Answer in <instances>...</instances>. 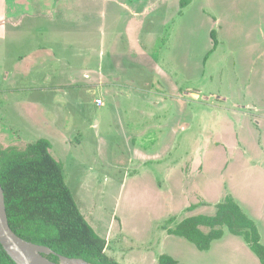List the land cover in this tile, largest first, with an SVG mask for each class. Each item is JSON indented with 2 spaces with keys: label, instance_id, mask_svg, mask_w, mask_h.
Instances as JSON below:
<instances>
[{
  "label": "rangeland",
  "instance_id": "obj_1",
  "mask_svg": "<svg viewBox=\"0 0 264 264\" xmlns=\"http://www.w3.org/2000/svg\"><path fill=\"white\" fill-rule=\"evenodd\" d=\"M180 2L0 0V143H51L89 223L103 231L124 223L126 240L115 249L128 255L116 264H148L140 251L153 247L175 253L179 264H255L223 240L200 252L169 236L179 207L156 191L165 166L178 161L191 167L198 159L207 166L203 176L214 178L229 163L237 176L243 156L230 152L237 134L240 150H250L244 161H261L251 160V171H264L256 150L264 153V0H190L183 10ZM30 67L32 77L21 73ZM131 142L143 153L133 164ZM249 178L241 204L256 212L264 184L258 174ZM149 260L157 264L155 255Z\"/></svg>",
  "mask_w": 264,
  "mask_h": 264
},
{
  "label": "trees",
  "instance_id": "obj_2",
  "mask_svg": "<svg viewBox=\"0 0 264 264\" xmlns=\"http://www.w3.org/2000/svg\"><path fill=\"white\" fill-rule=\"evenodd\" d=\"M190 0H181L185 9ZM181 14V13H180ZM211 37L217 46V32ZM46 139L28 144L24 149L0 143V184L4 191L11 229L22 239L49 248L47 258L81 259L89 264H116L106 254L107 241L99 236L82 214L65 182L63 165L51 153ZM214 216H196L180 222L168 234L183 238L200 252L211 249L221 240L224 229L242 237L264 264V245L255 222L240 208L232 196L217 206ZM207 229V231H203ZM0 264H16L0 243ZM158 264H179L169 255H161Z\"/></svg>",
  "mask_w": 264,
  "mask_h": 264
},
{
  "label": "crops",
  "instance_id": "obj_3",
  "mask_svg": "<svg viewBox=\"0 0 264 264\" xmlns=\"http://www.w3.org/2000/svg\"><path fill=\"white\" fill-rule=\"evenodd\" d=\"M31 62H32V60L29 59V62L26 64V66H29V64ZM47 62H49V60ZM18 65H19V63H18ZM159 69H160V72H162L170 80L171 76L168 73L164 72L160 67H159ZM34 72H35V69H32L30 67L26 70L23 69L21 73H23V75H27L28 77L29 76L32 77V74H34ZM45 72H47V71L45 70ZM10 77H12V75H10ZM45 78H47L48 81H50L52 79V76L50 75L49 71L47 72ZM5 79L6 80L10 79L8 74L5 76ZM31 81L34 84H37V82H38L37 79H33ZM176 86L177 85L175 83H172V87L174 88L175 91L178 92V88ZM27 89H30V87H28ZM174 94H172V95H174ZM194 94H196V93H194ZM139 98L144 100L146 103H156L158 107L162 106V101L158 100L157 99L158 97L151 98V97H147L146 95H140ZM171 98H173V97H171ZM221 100H227V99H226V97H222ZM183 101L184 100L179 101V103L182 104ZM26 103L29 104L30 102L26 101ZM104 105H105L104 102H102V106H104ZM256 111H257V108H256ZM137 113H141L142 117L152 116L151 112L137 111ZM182 130H185V126H182ZM236 136L237 137H236L235 142L237 141V143H234L233 146L231 147V150H230L231 157H232V159L235 158V159L239 160L238 159L239 155L237 153H240V155L243 156V159L239 160V161H241V166H239V169H238L239 174L237 176L228 174L229 163H227L223 167V169L220 172L219 178L217 176H215V178H214V176H212V177L211 176H208V177L203 176L204 169H207V166L204 167V165L201 164L200 160H198V159L197 160L193 159L190 162L191 167L183 166V163H180V161H178L174 165L165 166V172L167 174L163 177L164 186L157 188L156 192L158 193V196L160 198H163V199L169 200V201H175V204H178V207H179L178 211L176 210L178 213L174 210H172L170 212L171 214L169 216H171L174 212L177 213L178 215L169 217L168 223H167V225L169 227L167 228V232L169 229L175 228L180 222L184 221L187 218L196 217V216H209V217L214 216L217 213L216 206L219 203H221L227 196L230 195L234 198V200L241 207V209L244 211V213L250 219H252L255 222V224L257 225V227L259 229L260 235H261V242L264 245V226H263L264 225V202L259 206V208H258V210H256V212L246 211L244 209L243 205L241 204V200H245V195L243 194V190H247V192L252 190V189H250L249 184H245L246 182H251L249 177L252 175V173H255V175L258 174L260 180L262 181L261 183L264 184V171L260 166H257L256 168H259V169H255L254 172L251 171L252 167L249 165H251L250 163H251L252 158L248 159L247 162L244 161L245 159L248 158L247 152H249L250 150L248 151L246 149V150H244V152H242L239 148L240 144L238 143V141H239L238 134ZM131 140L133 141V139H131ZM137 147H138V144H136L135 142H131V144H130V148L132 151L131 164L134 163V158H133L134 156H136V159H137L138 155L140 154L139 156H142L141 158L143 159V153L138 152ZM256 150L258 153L261 154V156H264V153H262L263 151L260 148L257 149V147H256ZM159 152L164 153V151H162V150H160ZM51 153H52V150H51ZM168 155L171 157L170 153ZM164 158H166V157H164ZM166 161H168V160L167 159H160L157 162L164 164V163H166ZM252 161H256L258 163H261V161L257 160V159H253ZM244 173L247 175L246 178H244V177L242 178V175ZM173 174H174V176H173ZM171 175L173 177H175L174 178L175 184L173 185V187H170V185H169L171 177H172ZM197 175H199V176L196 177ZM191 180H193L194 182L192 183ZM165 183H168V187H167V185H165ZM263 197H264V191H263ZM114 216H116V212H115ZM85 218H86V216H85ZM115 219L118 220L117 216L115 217ZM117 223L119 224V227L111 226L107 231L100 230L95 225L90 223V225L94 228V230L98 231V233H100L99 235L107 241L106 254L109 257H111L113 260H115V257L119 258L121 255H123V256L128 255V254H123L122 252H118L115 249L117 242L119 240H126V236H124V234H123L124 228H125L124 223H122V221H120V220H118ZM167 225H166V227H167ZM203 231H207V229H203ZM224 232H225V235L221 239V240H223L221 246L224 245V247L226 246V247L234 248L238 255L243 254L244 256H247L253 263L261 264L258 257L252 252V250L246 244L245 240L242 237H238V236L234 237V235L231 236L232 234L227 230V228L224 229ZM169 236H171V235H169ZM176 238H178V237H176ZM180 239H183V238H180ZM174 240H175L174 242H177L179 239H174ZM218 241H220V240H218ZM214 242H217V241H214ZM213 243H212V245H213ZM214 246H215V244H214ZM117 252L120 254H118ZM140 252H142L144 257L147 259L148 264L150 262L149 258L152 255H155L157 257V264H158L159 257L161 255H164V254H162L164 252L168 253L166 255H169V256L171 255V257L173 256L174 258L173 257L172 258L175 259L176 261H178V262L180 261L178 256L175 253H173L174 254L173 255L172 252H169L166 248L164 249V251H162V250H159L158 248L153 247L151 249H148L145 253H143V251H140ZM149 252H151V253H149ZM147 253H149V254H147Z\"/></svg>",
  "mask_w": 264,
  "mask_h": 264
},
{
  "label": "water",
  "instance_id": "obj_4",
  "mask_svg": "<svg viewBox=\"0 0 264 264\" xmlns=\"http://www.w3.org/2000/svg\"><path fill=\"white\" fill-rule=\"evenodd\" d=\"M0 243L16 264H89L81 259L60 257L59 262L47 258L53 252L46 247L35 245L19 237L9 223L3 188L0 184ZM8 247H13L21 260Z\"/></svg>",
  "mask_w": 264,
  "mask_h": 264
},
{
  "label": "bare ground",
  "instance_id": "obj_5",
  "mask_svg": "<svg viewBox=\"0 0 264 264\" xmlns=\"http://www.w3.org/2000/svg\"><path fill=\"white\" fill-rule=\"evenodd\" d=\"M7 248L8 249H10L13 253H15L16 254V256L21 260V257H20V255L14 250V248L13 247H8L7 246Z\"/></svg>",
  "mask_w": 264,
  "mask_h": 264
},
{
  "label": "built area",
  "instance_id": "obj_6",
  "mask_svg": "<svg viewBox=\"0 0 264 264\" xmlns=\"http://www.w3.org/2000/svg\"><path fill=\"white\" fill-rule=\"evenodd\" d=\"M96 104H97V105H102V101H101V100H97V101H96Z\"/></svg>",
  "mask_w": 264,
  "mask_h": 264
}]
</instances>
